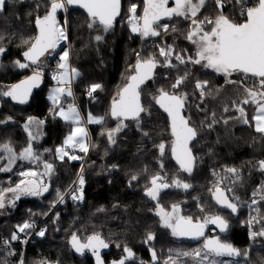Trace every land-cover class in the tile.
<instances>
[{"label": "snow or ice", "instance_id": "obj_1", "mask_svg": "<svg viewBox=\"0 0 264 264\" xmlns=\"http://www.w3.org/2000/svg\"><path fill=\"white\" fill-rule=\"evenodd\" d=\"M6 0H0V11H3ZM208 0H174V6L169 7V0H143L142 13L138 14V5L130 3L128 7V24L131 31L140 35L142 38L155 37L161 35V31L168 32L176 31L175 25L170 26L166 23H161L162 20H171L173 17L183 18L190 21L189 30L185 34V39L195 47L194 56H188L187 59L182 54H176L175 49L171 46L161 47L159 56L164 57L165 66L172 67L171 57L175 55V59L180 64L192 63L201 65L204 68L212 69L215 73L225 77L226 84H237L242 88L243 95L239 103L233 101L236 111L239 116L235 119L241 120L244 124H249L247 114L243 105L254 104L256 114L252 117L255 121V131L264 135V0H213V5L216 10L214 17L204 16L200 18L201 10L206 6ZM69 5H78L84 9L88 16L87 27L93 29L101 28L104 32H108L114 26L116 18L121 14V0H47V10L41 17L35 18V25L38 29L34 37H30L23 41L28 45L27 50L23 52V57L29 63H21L16 61L20 68H29L35 65L36 68L33 74L18 84H13L4 89H0V97H8L20 104L27 103L28 97L31 95L32 89L39 86L42 79L43 70L40 64V58L45 56L49 51H55L61 41L67 39V20L62 25L57 18L58 12L66 11ZM232 5L234 14L239 18L234 19L232 15H226L224 8ZM39 7V5H37ZM3 39V37H0ZM97 41L103 39L102 36L95 37ZM5 49L0 47V54H3ZM69 51H63L60 55L58 68L60 71L53 74L52 79L56 80L58 86L52 89L49 99L55 107V114L62 117L65 121H69L76 125L66 137L64 146L55 149V152L60 160L68 157L70 160H77L80 157L69 155L67 148H79L81 152L87 153L88 146L84 140L87 137V130L81 126L82 117L77 111L74 104H69L67 110L60 104L62 96H72L70 87L71 78L78 76L76 69H69ZM159 61L155 56H150L144 59L140 58L137 53V60L134 66L131 67V74L127 77V83L118 91L113 98L111 104L110 115L112 118L119 121L116 128L108 130L107 136L110 142L115 143V134L125 127L123 121L127 119L139 120L140 114L146 109L141 102L142 86L153 78L154 69ZM233 75H239L240 81L233 80ZM249 78L254 80L251 86L246 85L245 81ZM187 79V74L177 77L171 85L173 91H167L163 88L158 90V93L153 97L154 102L170 119L171 129V155L179 165L183 172L191 174L196 157L193 154L191 143L196 140L198 130L190 124L189 118L184 115L185 104L187 101V93H178L176 90ZM208 81H197L195 88L200 91V96L203 98L206 94L205 90ZM100 84H93L90 87L89 95L92 92L100 89ZM228 111L227 108L224 109ZM213 123H215V113L212 114ZM11 117L8 118L10 120ZM103 117H94L91 114L87 116L88 123H103ZM6 123L7 121H3ZM227 123V120L224 121ZM43 120H38L34 117H29L24 125V130L28 134L29 143L19 155H17L10 144L5 143L0 145V150L7 154V163L0 166V172H11L12 165L17 160L39 161L40 155L34 151L33 141L37 139L39 132L34 133L30 129L32 126L43 124ZM208 127H212L210 123ZM147 135V133H145ZM165 144L158 145L161 156L165 153ZM49 151V150H45ZM0 156V159H3ZM163 167V164H161ZM255 167H258L261 172H264V160L257 162ZM44 172L34 170L21 171L19 173L20 181L14 187L0 189V209L6 205V193H11L13 199L7 203L15 205V201L22 195L40 196L49 190L48 184L42 180L43 176H49L54 171L52 163L43 162ZM227 173L233 176H239L236 168H227ZM132 180H136L134 175ZM85 181L81 175L79 178L80 189L74 192L72 198L74 200L83 199V185ZM169 187L183 188L187 190L191 187L190 184L183 182L178 178L171 180L168 183L163 176L157 174L151 178L150 187L146 189L145 194L153 200H157L160 192ZM228 192L232 189L228 188ZM264 193V184L260 189L253 193V196ZM216 202L223 207L230 209L232 213H236L238 206L225 194V190L219 186V181L213 193ZM57 197L62 202L63 194L57 191ZM238 200V197H233ZM264 200V195H261ZM253 204L257 200L253 199ZM156 215L160 218L163 227L171 230V234L176 237H190L199 239L204 236V229L207 224L216 225L221 232L228 229V221L222 216L206 217L203 221L196 220L191 216L181 215L178 204L172 205L171 211H166L162 206L157 204ZM202 210V209H201ZM259 223L260 221H256ZM252 224V220L248 221ZM33 227V224L24 222L18 225V232L23 233L27 229ZM38 235L43 236L44 231H40ZM250 236L264 237V227L260 231H253ZM19 239L17 233H13L9 241H4L5 245L11 241ZM154 239L150 233L147 240ZM72 247L79 253L83 254L85 250H89L96 258V264H104L100 249L107 248L108 244L101 238L99 234H93L87 237L86 242H81L76 234L71 237ZM124 252L127 254L124 259H121L114 264H125V261L133 258L134 254L131 249L125 247ZM11 254V253H10ZM178 256H193L197 257L198 264H203L207 261L208 264H224V261H218L217 257H239L241 251L235 248L232 244L223 242L218 238H205L203 249H196L193 252H179ZM247 255V253H244ZM153 261L157 259L155 251L152 252ZM23 264V261H21ZM165 264H177V260L169 256Z\"/></svg>", "mask_w": 264, "mask_h": 264}, {"label": "trees", "instance_id": "obj_2", "mask_svg": "<svg viewBox=\"0 0 264 264\" xmlns=\"http://www.w3.org/2000/svg\"><path fill=\"white\" fill-rule=\"evenodd\" d=\"M140 2L143 5V0H140ZM130 3L132 2L129 0H123L121 16L116 27L114 26L115 30L113 33L108 34L104 44L95 47L90 45L89 42V28L87 27L89 18L86 12L67 7V47L70 53L71 64L79 72L77 80L72 81L73 100L77 103L84 117L87 114H91L94 117L104 118L103 123L90 125L88 129L90 158L84 166V175L87 179L84 190V203L82 206L75 207L69 205L68 207L69 212L73 211L77 214L75 218H69L68 227L72 229V232H69L70 230L64 232L67 227L65 225L68 222L66 220L67 217L63 218L59 215L58 219H55L58 210L49 215L51 211L50 206L58 200L57 191L63 194L70 187L83 160V156L81 155H85L80 154L78 156L80 158L77 160H70L69 158L58 160L55 155V149L63 145L65 138L72 130V125L64 123L55 114V108L46 100L47 88L53 83V81L48 80V71L54 63H58L57 57L55 60L49 61L46 67L42 68L43 86L32 96L28 103L17 105L12 99L6 100L4 97H0V102L3 103L1 104L3 107L0 109V145L8 143L12 148L14 145L15 148L13 150L19 155L29 143L28 137L23 132L28 118L34 117L38 120H43L44 123L40 125V130L44 137L40 141V144L36 146L33 144V148L38 153H43L44 162L47 161L54 166V182L49 193L41 198V203L37 199H22L14 207L13 212L10 209H5V213L0 219V264L19 263L23 255L24 243H26L33 228H37L39 224L45 228V232L41 238L37 236L32 237L31 241L27 244V250L25 251L26 264H92L89 260L79 258L77 256L78 253L72 249L70 245L72 234H76L81 242L86 241L87 237L93 234H99L108 244L107 248L112 249L117 246L123 248L126 245L134 246L138 249L150 233L155 237L153 232H150L151 229L144 225L143 211L139 206L141 201L140 192H136L134 195L133 193H128L125 188L120 189L108 186L105 178L102 176L103 166L101 162H109L110 164L113 158L125 161L128 158L129 146L133 150L138 149L141 144V148L137 151V154L140 155L144 150L148 151L155 147L150 145L158 139L152 137L146 142L141 141L139 143L140 140L133 139L134 136L132 135L130 137L128 134L131 132L126 130L121 136L126 139L122 144L126 150H120L115 155H113L114 149L107 143L106 136L108 130L114 129L118 122V120L113 119L110 115L113 98L127 83V77L131 74L129 72L124 75L125 72L123 70L127 65L128 59L125 58L128 51L133 53L135 49L131 44L135 38L131 35L125 22ZM46 10L47 0H6L5 10L0 14V37H3V39H0V47L5 49V54L0 60V89L11 86L23 80L27 75H30L28 71H15L13 69L14 62L28 63L23 57V52L27 50L28 45L24 44L23 41L36 35L35 18L37 15L42 17ZM140 11L142 13V10ZM224 13L232 15L234 19L239 18L234 14L232 5L226 6ZM204 16L214 17V11L211 12L210 9H207L203 13ZM57 18L63 25L65 21L64 12H58ZM168 21L167 19L161 23H167ZM132 65L134 66L135 64L132 63ZM148 83L150 81L142 87V104L145 102V89ZM93 84H100L102 87L89 95L90 87ZM155 110L161 120L156 118V120L153 118V121L143 119V122H146L142 130L149 134H154V132L157 135L161 134L164 138L167 133L171 132L170 119L158 105H156ZM9 117H11L10 120H8ZM128 120L131 121L132 119L124 121ZM3 121L7 122L4 123ZM250 125V128L248 126L241 128L242 132L239 133V136L232 135L233 139L228 141L227 145L219 143V146L214 147V149L219 151L218 153L221 152L222 160H205L204 157L202 160L207 164L208 162L209 164L212 163L211 167L215 165L216 167H220L221 165L230 167L232 163L237 162L238 158L247 156L250 151L263 154L264 135L255 132L252 123ZM236 129L239 130L238 128ZM132 133L135 135L137 132L132 129ZM4 155L6 154L0 150V156L4 157ZM218 156L220 157V155ZM1 160L0 166H3V161ZM34 162L25 163L17 160L15 165L12 166V171L9 175L0 174V187H4L8 183L14 184L17 178L13 176L15 175L13 173L23 165H37L39 163V161L37 163ZM174 165L180 169L177 162L174 161ZM200 167L202 168V166ZM194 169L195 164L193 166ZM207 171L208 167L203 166L202 171L199 173L203 175ZM187 178L192 180V172L191 174L187 173ZM251 180L252 178H250ZM253 185L254 183L251 182L250 187ZM223 189L225 193L228 192L225 188ZM161 193H164L162 194L164 196L168 193V190ZM237 196H240V194ZM187 205L189 204L186 203L184 206ZM213 209L212 216L201 215L197 220L202 222L203 217H213L216 215L218 206L214 204ZM184 211H189V207H184ZM228 212L223 215L228 221L229 226L226 233L221 236L222 241L242 250L250 245L251 239L250 230L246 224V215L244 210L240 209L239 206L236 213H232L231 210ZM26 221L33 224V227L23 233L18 232L17 226L22 225ZM14 232L17 233L19 239L5 245L3 242L9 241ZM9 247L14 252L11 255L9 254ZM163 247L155 248L157 260L165 262L169 256H172L183 264L187 263L185 260H178L180 256L176 255L173 250ZM252 249L248 254L250 258L246 262L244 261L247 264H255L254 261H259L262 255V251L257 252L254 248ZM192 262L189 264H192ZM258 264L264 263L258 262Z\"/></svg>", "mask_w": 264, "mask_h": 264}, {"label": "rangeland", "instance_id": "obj_3", "mask_svg": "<svg viewBox=\"0 0 264 264\" xmlns=\"http://www.w3.org/2000/svg\"><path fill=\"white\" fill-rule=\"evenodd\" d=\"M129 1H131L132 3H136L138 5L137 12L138 14H140L141 13L140 10H142V6H143L140 0H129ZM173 6L174 3H172L170 7ZM207 9H210L211 12L214 11V16L216 15V10L213 5V0H208L206 6L201 10L200 13L201 19H203V13ZM63 12L66 20L68 15V10ZM127 17H128V12H127V16L125 17V22L127 23L131 35L135 38L133 40L134 43L131 42V44L135 47V49L133 53H131L130 51H128L129 54L127 53L125 59H128V61H127V65L123 69L125 72L124 75L131 72V67L133 66L132 63L135 64L137 60V53H139L141 59L150 56H155L159 61V63L157 64V67L154 69L153 78L149 80L150 83L146 85L147 87L145 89L146 97H145V102L143 103L146 111L140 114V118L138 121L137 120L123 121L125 127H123L121 131L115 134L114 137L115 143L110 142L108 136H106L107 143L111 148L114 149L113 155H115L120 150H124V151L126 150L125 147L122 146V144L126 141V139L121 137L126 130H129L131 132L130 134H128L130 137L132 135L134 136L133 139H139L140 140L139 143L141 141L146 142L147 140H149V138L152 137L158 139L155 143L150 145L155 147H153L148 151L144 150V152H142V154L140 155L137 154V151L139 148H141V144L138 149H133V150L131 146H129V151L127 154L128 158H126L125 161L117 160L113 158L110 164L109 162L108 163L101 162V165L103 166L102 176L103 178H105L107 185L120 189L125 188L128 193H133L134 195L136 194V192H140L139 196L141 197L140 199L141 201L139 203L140 204L139 206L143 211L144 225L146 227L148 226L149 229H151L150 232H153V234L157 236L159 240L158 242H156L155 248H160L164 246L163 248L165 249L169 248V250H173V252L176 255L177 253L184 251L191 253L198 248H192L191 246H184L183 244H179L178 238L171 234V230L162 226L160 222V218L156 215L157 204L162 206L166 211H171L172 205L178 204L181 210L180 214L184 216H191L194 220H197L201 215L212 216L214 212L213 209L214 204L212 203V200H210L209 198L210 196L209 192L212 189L215 190L218 181H219V186L221 188H225L226 190L228 188L232 189L231 192H228L229 194L228 196L229 198H231V200L234 203L238 204L240 209L244 210V213L246 215V224L250 230V233L253 231H257V232L260 231V229L264 227V200L261 199V195H264V193L258 194L256 196H253V193L256 192L257 189H260L261 185L264 184V172H261L258 167H255L258 161L264 160V153L258 154L255 151L253 152L250 151V153L247 156L238 158L237 162L232 163L230 167L226 165H221L220 167H216L215 165L211 167L212 163L209 164L208 162L207 164L202 160L203 157L205 158V160L207 159L222 160L221 152L218 153L219 151L214 149L215 146L216 147L219 146V143L221 144L224 143V145L225 144L227 145L228 141H231V139H233L232 135L239 136V133L242 132L241 128L245 126H248L250 128L251 123L255 131L254 128L255 121L252 120V117L256 114L255 105L254 104L243 105L247 114V118L249 122L251 121L249 124H244L241 120L235 119L236 117L239 116V112L236 111V107L233 105V101L239 103V100L243 95L242 88L238 87L237 84H226L225 77L223 75L215 73L212 69L204 68L201 65H195L192 63L180 64V62L175 59V55L171 57V64L173 66L172 67L165 66L164 57L159 56V49L161 47L171 46L172 48L175 49L176 54H182L186 59L188 56H194L195 54L194 45L185 39V34L189 30L190 21L179 17H173L166 24L170 26V29L171 26L175 25L177 29L176 31L169 30L166 33L161 31V35L159 36L142 38L140 35L133 33L131 31ZM115 27H113L108 32H104L99 27L89 29L90 45L95 47L104 44L106 42V37L108 36V34L113 33ZM97 35L102 36L103 39L97 41L95 39ZM67 43H68V37L66 40L61 41L60 45L56 48L54 52L50 50L49 53H47L40 60L41 68L46 67L49 61L53 59L55 60L56 57L58 61L57 64H59L60 55H62L63 51L65 50L69 51L67 47ZM4 54L5 51L3 54H0V60ZM68 64H69V69H73V68L76 69V67L72 66L71 64L70 53H69ZM35 68L36 66L33 65L32 67L30 66L29 68L22 69L16 64V61L14 62V67H13V69L17 72L28 71L29 74H32ZM185 74H187V79L176 91L178 93L181 92L187 93V101L185 104L184 112L186 118H189L190 123L198 130L197 138L192 142L191 145L193 154L196 157L194 163L195 169L192 171L193 178L192 180H189L187 179L186 174H183L182 176L183 182L190 184L191 187L188 188L187 190L183 188H178L175 191L166 193L164 196L160 195L157 198V200H153L145 194L146 189L150 187L151 178L157 174H160L161 176L164 177H166V175L168 174L169 179L172 180L175 178V172L178 171V168L175 167L174 160L172 159V155H171L170 146L173 139L171 136V132L167 133L164 136V138L162 137L161 134L157 135L155 134V132L154 134L147 133V135H145L146 132H144L142 129L146 121L143 122V119H149V121H153V118L154 119L156 118L161 120L159 114L155 110L156 105L153 97L158 93V90L161 88L170 92L173 91L171 85L175 82L177 77L183 76ZM27 77L28 75L23 79H26ZM78 77L79 75L72 77L71 82L73 80L74 81L77 80ZM231 79L240 81L242 78L239 75H233ZM198 80L208 81L205 90L206 94L203 98L200 96V91L195 88V84ZM245 83L246 85L251 86L254 83V80L247 79ZM57 86H58L57 81H54L52 85L48 86L46 92V100L54 108L58 106L53 105L52 101L49 99V95L51 94L52 89L56 88ZM4 98L6 100L7 99L11 100V98L8 97H4ZM65 103H67L66 106H68L69 104H74L77 111L80 113L82 117L81 126H83L87 130V137L85 138L84 142L89 149L88 129L90 125L91 126L97 125V123L87 122V116L89 114H87L86 117L83 116L82 112L79 110L78 106L73 100V95L62 96L60 99V104L64 106ZM1 104L3 103L0 102V109L3 107ZM225 108H227L228 111H225L224 110ZM65 109L67 110V107H65ZM213 113H215V123H213V116H212ZM58 117L62 119L64 123L71 124L72 125L71 129L76 127L75 124L69 121H65L60 116ZM225 120H227V123L224 122ZM118 123L119 121L117 122L114 128L117 127ZM210 123L212 124V127H208ZM236 128H238L239 130H237ZM132 129L137 132L135 135L134 133H132ZM30 130L33 131L34 133L39 132L37 139L32 143L34 144V146L40 144V141H42L44 137L43 133L40 130V125L38 128L36 126H32ZM23 132L28 137V134L24 129ZM160 143H164L166 146L165 153L163 156H161L158 149V145ZM62 146H64V143ZM203 147L206 148L204 149ZM13 148H15L14 145ZM66 150L69 153H72V155H76V156H79L80 154H85V155H81L83 156V160L81 159L82 161L80 168L77 174L75 175L70 187L65 191V193H63V201L61 202L58 199L53 205H51L50 206L51 211L49 212V215L55 210H58L55 219H58L59 215L62 216L63 218L67 217L66 220H68V222L65 224L67 227L65 228L64 232H68L69 230H70L69 232H72V229L68 227L69 226L68 223L70 222L69 218L71 219L75 218L77 214L76 212L73 211L69 212L68 207L69 205L75 207L82 206L84 203V190L87 184V179L86 176L84 175V166L86 165L87 160H89L90 154H89V150L87 153H84L81 152L79 148H67ZM35 152L38 153L37 150ZM38 154L40 155V160L37 165L34 164L23 165L22 167L24 168L21 167L19 170L17 169L13 173L15 174L13 176L17 178L16 182L14 184L8 183L6 186L0 187V189L14 187L15 184L18 183L20 179H22V177H20L19 175L21 171L34 170L43 173L44 155L43 153L42 154L38 153ZM55 155L57 159L60 160L56 152ZM218 155H220V157ZM5 157L7 156L4 155V158ZM6 163L7 161L5 159L3 161V165H5ZM161 164H163V167H161ZM200 166H202V168ZM203 166L208 167V171L202 175L199 172L202 171ZM227 168H236L239 172V176L237 177L227 173L226 171ZM9 173L10 172H0V174H5V175H9ZM81 175L83 176L85 181L83 185V199L74 200L72 198V195L74 192L78 193L80 189L79 178ZM134 175L137 177L136 180L131 179V177ZM53 176L54 175L52 173L49 176L42 177L43 182L48 184L49 186V190L47 192L43 193L40 196L22 195L18 200L15 201L14 206L10 203H7L8 200L13 199L12 194L6 193L5 194L6 205L3 209H0V219L4 215L5 209H10V211L13 212L15 209L14 207L22 199H29V200L37 199L41 203L42 202L41 198L46 196L52 187V184L54 182ZM250 178H252L251 181ZM251 182L254 183L252 187H250ZM238 194H240V196H237ZM233 197H238L239 199L236 200L233 199ZM253 199L257 200L256 204L252 203ZM186 203L189 205L184 206ZM184 207H189V211H184ZM204 218L206 217H203V219ZM249 220H252L251 225L248 224ZM256 221H260V222L257 223ZM40 231L45 232V228L42 227L41 224H39L37 228L34 227L29 236H31L33 233H36V236L38 238H41L42 236L38 235ZM26 247L27 244L24 243L23 255L21 256L18 264H21V261H23V264H26L25 263V251L27 250ZM252 248H254L255 251L257 252L262 251V255L259 258V261H254L255 264H258V262L264 263V237H260V236H257L255 238L251 237L250 245L241 250V256L238 259L239 262H237V260L236 261L224 260L221 258L220 259L216 258V259L218 261H224V264H244L246 260L250 258L248 254L251 250H253ZM10 253L11 254L14 253L11 247H9V254ZM244 253H247V255H244ZM198 259L199 258L193 256H188V257L180 256L178 260L187 261V263L184 264H189L192 261H193L192 264H198ZM177 264H183V263L181 261H177ZM203 264H208V262L204 261Z\"/></svg>", "mask_w": 264, "mask_h": 264}, {"label": "flooded vegetation", "instance_id": "obj_4", "mask_svg": "<svg viewBox=\"0 0 264 264\" xmlns=\"http://www.w3.org/2000/svg\"><path fill=\"white\" fill-rule=\"evenodd\" d=\"M172 3H174V0L170 1L169 7L171 6ZM184 115H185V112H184ZM185 117H186V115H185ZM190 147H191V145H190ZM6 156H7V154H6ZM5 159L7 161V157L3 158L1 161H4ZM15 163L12 166H14ZM183 174H186L187 175L186 172H183L181 169H178V171L175 172V178H178V179L182 180ZM164 178H165V180L168 183L171 182V180L169 179V175L168 174ZM177 189L178 188H176V187H169L167 189H164L161 192H164L166 190H168V192H171V191H175ZM214 191L215 190L212 189L209 192V195H210L209 198H210V200H212V203L213 204H215V205L218 206L217 213L214 216L219 215V216H222L223 217V215L229 213L228 211L230 209H227V208L223 207L222 205H220V204H218L216 202V200L214 199V196H213ZM161 192H160L159 196L160 195L162 196V194H164V193H161ZM225 194L227 196L229 195L228 192H226ZM225 233H226V231L225 232H221L219 229L215 228V226L213 224L209 223V224L206 225V234H205L203 240L201 242H199V243H188L185 240H182L180 237H177V238H178V243L179 244H183L184 246H191L192 248H198V249H201L202 250L203 249V244H204L205 238H210V239L211 238H218V239H220L222 241L221 236L224 235ZM153 240H154V242L152 243L151 241H148L147 242V238L144 239L143 242L140 244V247L138 249L136 247L130 246V245H126L123 248H121L120 246L114 247L113 249L112 248H102V249H100V256H101L104 264H114V262H118L121 259H124L125 258V256L127 254L124 252V248L127 247V248H129V249L132 250L134 256H133V258L126 260L125 261V264H164L165 263L164 261H160V260H157V259L155 261H153V259H152V252L155 251L154 248L156 247V242L159 241L158 238H157V236H155ZM84 242H86V241H84ZM155 253H156V251H155ZM77 256L79 258H84L86 260L91 261L92 264H96V258L92 254V252L89 251V250H85L83 254L78 253ZM217 258L218 259L221 258V259H224V260H238L240 258V256L239 257H217Z\"/></svg>", "mask_w": 264, "mask_h": 264}, {"label": "water", "instance_id": "obj_5", "mask_svg": "<svg viewBox=\"0 0 264 264\" xmlns=\"http://www.w3.org/2000/svg\"><path fill=\"white\" fill-rule=\"evenodd\" d=\"M170 1H172V0H169V3H170ZM122 3H123V0H121V9H122ZM68 7H71V8H74V9H79V10H83L84 12H86L84 9H82V8H80L78 5H69ZM4 10H5V7H4V9H3V11H0V14L2 13V12H4ZM87 14V13H86ZM120 16H121V14H120ZM120 16H118L117 18H116V21L114 22V26L117 24V22H118V20L120 19ZM165 20H167V19H164V20H162L161 22H163V21H165ZM36 26V25H35ZM113 26V27H114ZM37 32H38V29L36 28V34H37ZM47 54V53H46ZM45 54V55H46ZM44 57V56H43ZM43 57H41L40 58V60L43 58ZM28 62V61H27ZM29 63V62H28ZM154 73V72H153ZM33 74V73H32ZM32 74H30L29 76H31ZM28 76V77H29ZM24 80V79H23ZM20 81H22V80H20ZM20 81H18V82H16L15 84H18ZM149 81V80H148ZM147 81V82H148ZM146 82V83H147ZM43 83H44V80H43V78L41 79V81H40V83H39V86L38 87H35V88H33L32 89V92H31V95L28 97V101H27V103L31 100V98H32V96L37 92V91H39L41 88H42V86H43ZM145 83V84H146ZM144 86V85H143ZM142 86V87H143ZM15 104H17V105H24V104H26V103H24V104H20V103H18V102H16V101H13ZM163 110V109H162ZM167 114V113H166ZM114 119V118H113ZM35 151V150H34ZM173 160L175 161V159L173 158ZM20 161H22V162H25V163H28V162H32V161H30V160H20ZM38 161H35L34 163H37ZM176 162V161H175ZM164 190V189H163ZM162 190V191H163ZM215 226V228H217V229H219L216 225H214ZM220 230V229H219ZM205 234H206V227H205V229H204V236H205ZM204 236L203 237H200L199 239H192V238H190V237H180L182 240H185L186 242H188V243H199V242H201L202 240H203V238H204ZM149 240H147V242H148ZM152 243L154 242V240L152 239V240H150ZM70 245H71V240H70ZM71 247H72V245H71ZM72 249L76 252V253H79V252H77L73 247H72ZM153 259V258H152Z\"/></svg>", "mask_w": 264, "mask_h": 264}, {"label": "built area", "instance_id": "obj_6", "mask_svg": "<svg viewBox=\"0 0 264 264\" xmlns=\"http://www.w3.org/2000/svg\"><path fill=\"white\" fill-rule=\"evenodd\" d=\"M58 71H60V69L58 68V64H53L51 67H50V69H49V71H48V80H50V81H56V80H53L52 79V76H53V74L54 73H56V72H58ZM70 87L72 88V82H71V84H70ZM76 103V102H75ZM67 105V103H65V107H68V106H66ZM76 105H77V103H76ZM70 155H72V153H69ZM36 236V233H33L31 236H29L28 237V239H27V241H26V244H28L30 241H31V239H32V237H35Z\"/></svg>", "mask_w": 264, "mask_h": 264}, {"label": "crops", "instance_id": "obj_7", "mask_svg": "<svg viewBox=\"0 0 264 264\" xmlns=\"http://www.w3.org/2000/svg\"><path fill=\"white\" fill-rule=\"evenodd\" d=\"M65 105V104H64Z\"/></svg>", "mask_w": 264, "mask_h": 264}]
</instances>
